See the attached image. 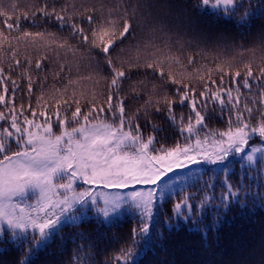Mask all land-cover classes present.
<instances>
[{"label": "snow or ice", "instance_id": "obj_1", "mask_svg": "<svg viewBox=\"0 0 264 264\" xmlns=\"http://www.w3.org/2000/svg\"><path fill=\"white\" fill-rule=\"evenodd\" d=\"M199 3L206 11L222 9L218 13L209 11V15L228 16L244 27H251L253 18L264 17V6L253 10L248 5L238 13L237 10L244 7L240 0H199ZM168 7L172 9L169 19L153 17L149 21L153 33L174 30L180 36L182 31L203 32L204 21L190 16L186 7L180 4ZM37 13L43 18H54L61 27L67 25L72 38L78 41V47L94 53L97 63L108 69L109 78L106 98L99 104L95 99L90 104H81L73 96L59 100L54 109L53 101L49 100L41 102L39 109L31 104L25 108L22 104L17 110V83L0 67V105L7 109V112L0 111V121L7 122V126L0 129V224L6 226L0 228V251L7 250L10 245L17 252H23V258L14 264H33V258L39 251L45 250L56 238L63 239L64 227L81 229L89 219V211L92 219L102 226L110 225L126 207L138 213L140 225L131 230L130 240L114 254L110 264H135L140 240L147 248L162 237V233L153 236L150 230L155 202L158 198L163 200L174 189L177 180L192 178L194 171H206L196 166H218L219 171L227 173L233 163L232 158L240 156L249 169L257 165L264 170V85L259 88L257 98L251 100L252 105H258L257 108L249 104H245L243 110L238 108L241 95L239 78L243 75L242 86L251 91L250 80L264 81V62L255 67L250 62L243 73L236 70L233 74L229 67L227 74L235 85V96L232 87L223 86L224 75L217 81L209 73L197 92L191 83L184 82L183 77L178 78L171 71H165L162 66L164 60L147 63L146 67L153 75L158 73L156 79L159 84L153 85V93L169 83L176 86L175 90L155 98L149 96L144 105L129 114L127 97L121 93L124 81L130 79L132 65L125 66V62L114 53L117 45L122 44L131 31L132 17L125 13L116 20L100 23L88 11L81 13L78 20L75 12L69 15L67 8L58 11L55 6L49 8L45 3L34 12H24L23 19L32 17L35 23ZM20 20V16L14 22L5 18L3 26L9 33L19 31ZM33 35L39 37L43 34L24 33L25 38ZM261 39L264 40V35ZM0 50L14 54L11 43ZM20 63L15 59L8 71L11 72L13 66L19 67ZM186 63L192 65L195 57L189 56ZM41 65L42 60H36L37 70ZM63 71L64 66L61 65L60 72ZM216 71L223 73L224 66H219ZM9 80L13 85L11 100L7 96ZM29 81L27 93L30 98L34 82L30 78ZM132 91L136 96L141 94L136 87ZM226 100L232 107L235 120L230 118L224 130L199 135V127H206V116L198 105L206 108L207 101L225 105ZM177 103H187L194 113V117L188 116L187 122L183 116L179 121V135L185 132L190 135L183 144L177 140L171 146L160 144L157 148L155 145L160 141L152 133L159 125L154 122L153 114L164 112L176 125L174 105ZM254 111L258 112L255 123ZM106 113H111V118L102 115ZM193 135L196 137L194 140L191 138ZM254 136L259 137V142L249 147ZM12 140H15L18 150L10 152ZM77 181L87 187L79 188ZM240 183L238 180L234 185L227 178L221 181V193L215 197L217 212L210 224H204L205 230L214 227L221 212L233 204L246 205V201L239 197ZM130 187L132 191H122ZM215 187L208 182L205 190H214ZM99 188L109 191H100ZM260 199L261 207H264V196ZM191 200L192 195L185 193L172 210L179 217L180 210L186 206L188 211L183 213V219L195 224L192 221L195 215L203 224L201 208L211 201L204 196L199 205H193ZM170 221L171 218H167L169 229L173 227ZM196 230L201 229L197 227ZM71 239L73 243L77 239L82 242L77 245L79 249H91L95 244L94 238L83 230L74 232ZM0 264L4 262L0 261Z\"/></svg>", "mask_w": 264, "mask_h": 264}, {"label": "trees", "instance_id": "obj_2", "mask_svg": "<svg viewBox=\"0 0 264 264\" xmlns=\"http://www.w3.org/2000/svg\"><path fill=\"white\" fill-rule=\"evenodd\" d=\"M244 5L237 10L243 12L248 5L253 10L264 6V0H240ZM47 3L49 8L55 6L59 11L67 8L68 14L76 13L77 19L81 13L91 11L96 21L104 23L108 20H116L127 13L132 17V29L122 44H118L115 55L125 66L130 63V79L124 81L123 92L126 96V110L129 114L137 107L144 105L149 96H163L166 92L172 93L175 85L169 83L153 93V85L159 84L156 79L158 73L152 74L146 67L147 63L164 60L162 65L165 71H171L178 78L183 77L185 83H191L197 92L201 90L202 80L207 79L211 73L214 80L219 81L224 75V87H231L232 82L228 76L229 67L234 74L236 70L244 72L245 66L250 62L253 66L264 62V17L253 18L251 27L237 25L235 19H229L224 15H209L211 12L221 10H205L199 0H0V49L11 43L12 52L0 50V67L5 69V75H11V80L17 83L15 92V105L17 110L23 104L25 108L29 104L39 109L41 102L53 101L55 104L65 98L78 99L81 104H90L93 99L99 104L106 98V83L109 78L107 68L97 63L94 53L78 47V41L73 39L67 25L61 27L54 18H43L37 13L35 23L33 18L23 19L24 12H34ZM180 4L188 9L190 16L204 21L203 32L182 31L180 36L174 30L166 33H153L149 21L153 17L169 19L172 11L168 6ZM20 16L21 28L11 33L3 26L5 18L14 22ZM24 33H42V36H29ZM11 39H7L8 37ZM195 57V63L187 65V58ZM15 59L21 61L19 67L13 65ZM42 60L39 70L36 69V60ZM178 59V62L176 60ZM64 71L60 72V66ZM224 66V72L216 71L219 66ZM34 82V90L29 95L27 84ZM11 80L8 81L9 100L12 98ZM240 103L238 108L243 110L245 104L255 108L251 100L257 98L259 88L264 81L257 83L250 80L251 91L242 86L243 75L239 78ZM140 82V83H137ZM136 87L140 95L136 96L132 89ZM207 107H201L206 116V127L203 131L224 130L228 127V121L234 117L230 104L219 105L216 102H206ZM75 105H73L74 109ZM86 110V109H85ZM0 111H7L0 105ZM174 113L177 117L176 125H173L164 112L154 113L153 120L159 127L152 134L157 137L160 144L171 146L177 140L185 142L179 135V121L183 116L187 122L188 116H193L187 103L174 105ZM31 116V113H28ZM110 118L111 113H106ZM247 117V113H244ZM258 119V112L253 113V123ZM141 124L144 121L141 119ZM200 128V129H201ZM59 130L58 128L56 129ZM150 130V126H149ZM194 140V138H192ZM259 142V137L254 136L249 147ZM243 155V154H242ZM231 168L225 175L218 170V166L199 165L205 172H196L190 179H180L175 182L174 189L155 202L153 219L150 222V230L155 236L162 233L159 240H154L147 248L144 241L140 240L135 257V264H261L264 260V207H261V196H264V187L261 180L260 167L253 165L242 170L239 167L240 156L232 158ZM252 175V179L249 176ZM228 179L234 185L239 180L241 183L239 197L246 201L244 207L233 204L228 210L222 211L216 225L210 230L204 229V224H210L217 212L215 205L208 203L200 218L193 223L174 219L172 208L182 195L194 192L201 184L206 185L213 180L215 189H210V194L221 192V181ZM242 180V181H241ZM79 188L87 187L77 181ZM100 191H109L99 188ZM130 187L123 192L132 191ZM114 191V190H113ZM210 199V198H209ZM200 202L196 199L195 205ZM216 202V201H215ZM195 211V210H194ZM171 218L173 227L169 229L166 223ZM140 225L138 213L130 208H125L110 225H98L92 219L89 211V219L81 229L64 227L62 237L56 238L45 250L39 251L33 258V264H110L114 254L126 245L130 240L131 230ZM178 225V226H176ZM197 227L201 230L197 231ZM4 228V227H1ZM86 231L95 240L90 249L77 248L80 240L72 242V235L76 231ZM205 231L207 234L205 235ZM23 252H17L10 245L7 250L0 251V261L4 264H14L17 259L23 258Z\"/></svg>", "mask_w": 264, "mask_h": 264}, {"label": "rangeland", "instance_id": "obj_3", "mask_svg": "<svg viewBox=\"0 0 264 264\" xmlns=\"http://www.w3.org/2000/svg\"><path fill=\"white\" fill-rule=\"evenodd\" d=\"M203 8V7H202ZM209 10H216V9H209ZM231 87L233 88V95L235 96L237 93H236V88H235V85H231ZM226 99V98H225ZM207 102H210V101H207ZM213 102H215V101H213ZM217 104H219L218 102H216ZM220 105V104H219ZM225 105H228L227 104V100H226V103H225ZM5 112H7V111H5ZM193 117H194V113H193ZM110 118H111V115H110ZM232 120L234 121L235 120V116L234 117H232ZM228 125H229V121H228ZM7 126V122H5V121H0V129H2L3 127H6ZM201 128V126L199 127V135H201V136H203L205 133H209V131H203L202 130V128ZM190 134H188V133H183L182 135H181V138L182 139H184V138H186V137H188ZM191 138H196L194 135L191 137ZM16 150H18V148H17V145H16V143H15V140H12L11 142H10V146H9V151L11 152V151H16ZM239 167L240 168H242V170H244L246 167H247V163H245V162H243L242 160L240 161V163H239ZM231 168H229V170H230ZM228 173V172H227ZM227 173H225V175L227 174ZM260 173H261V176H262V178H261V180H262V182H263V185H264V170H261L260 169ZM249 179H252V175H250L249 176ZM224 180V179H223ZM242 181V180H241ZM211 182H213V180L211 181ZM221 193V192H220ZM220 193H218V194H210V189H207V191L205 190V185H204V183L203 184H201L194 192H190V194L192 195V200L190 201V203L191 204H193V205H195V202H196V199H198V198H200V200H201V198L202 197H204V196H207V197H209L210 199V204H213V205H215L216 204V199H215V197H218L219 195H220ZM183 196L184 195H182L181 197H180V199L177 201V202H179L182 198H183ZM176 202V203H177ZM200 204V202L197 204V205H199ZM174 205H175V203H174ZM174 205H173V207H174ZM207 205H209L208 203L207 204H205V205H203V207L201 208V211H200V217H201V215H202V213H203V210L207 207ZM173 209V208H172ZM195 210V209H194ZM188 211V209H187V207L185 206V207H182V209L180 210V212H181V214H180V216L178 217L174 212H173V210H172V213L174 214V219H176L175 221H177V220H181V221H186V220H184L183 219V213H185V212H187ZM195 219H197V217L195 216V215H193L192 216V221H194ZM1 227H4V228H6V226L5 225H2V224H0V228Z\"/></svg>", "mask_w": 264, "mask_h": 264}]
</instances>
